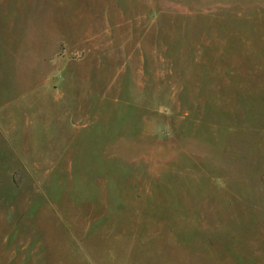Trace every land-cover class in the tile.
<instances>
[{
  "label": "rangeland",
  "instance_id": "obj_1",
  "mask_svg": "<svg viewBox=\"0 0 264 264\" xmlns=\"http://www.w3.org/2000/svg\"><path fill=\"white\" fill-rule=\"evenodd\" d=\"M0 264H264V0H0Z\"/></svg>",
  "mask_w": 264,
  "mask_h": 264
}]
</instances>
